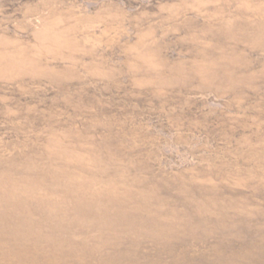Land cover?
I'll return each mask as SVG.
<instances>
[{"label": "rangeland", "instance_id": "1", "mask_svg": "<svg viewBox=\"0 0 264 264\" xmlns=\"http://www.w3.org/2000/svg\"><path fill=\"white\" fill-rule=\"evenodd\" d=\"M0 264H264V0H0Z\"/></svg>", "mask_w": 264, "mask_h": 264}]
</instances>
